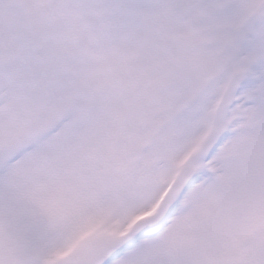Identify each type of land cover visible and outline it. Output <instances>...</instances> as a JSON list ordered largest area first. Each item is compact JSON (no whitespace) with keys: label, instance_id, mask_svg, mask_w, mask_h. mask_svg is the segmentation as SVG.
<instances>
[{"label":"snow or ice","instance_id":"6c2138e0","mask_svg":"<svg viewBox=\"0 0 264 264\" xmlns=\"http://www.w3.org/2000/svg\"><path fill=\"white\" fill-rule=\"evenodd\" d=\"M0 264H264V0H0Z\"/></svg>","mask_w":264,"mask_h":264}]
</instances>
